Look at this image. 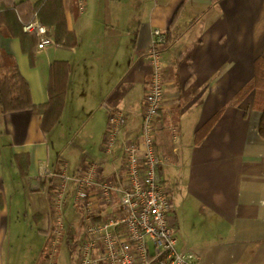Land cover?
I'll use <instances>...</instances> for the list:
<instances>
[{
	"label": "crops",
	"instance_id": "crops-1",
	"mask_svg": "<svg viewBox=\"0 0 264 264\" xmlns=\"http://www.w3.org/2000/svg\"><path fill=\"white\" fill-rule=\"evenodd\" d=\"M63 12L77 45L37 47L34 63L20 38L0 27V69L16 63L36 105L49 101L51 65L72 67L63 116L49 134L41 129L42 115L0 113V264H55L47 255L54 238L53 191L39 174L62 160L69 168L74 159L53 151V140L89 130L91 122L102 142L90 162L100 163L106 175L120 173L123 153H103L108 110L127 117L118 148L124 151L125 142L141 133L151 73L147 50L157 28L168 38L157 137L169 157L161 176L173 198L178 246L194 250L200 264H264L262 113L253 107L255 91L236 101L264 55V0H85L83 11L76 0H63ZM49 27L56 41L57 28ZM219 112L199 140L202 126ZM113 163L120 170L107 174ZM100 208L111 207L97 197L92 212ZM78 238L74 264L83 236Z\"/></svg>",
	"mask_w": 264,
	"mask_h": 264
},
{
	"label": "built area",
	"instance_id": "built-area-1",
	"mask_svg": "<svg viewBox=\"0 0 264 264\" xmlns=\"http://www.w3.org/2000/svg\"><path fill=\"white\" fill-rule=\"evenodd\" d=\"M76 3L79 11L85 9V0ZM23 29L36 35L40 50L59 46L54 38L55 30L39 19L25 24ZM167 41L166 32L158 28L153 31L147 50L151 73L141 114V133L137 139L125 142L120 173L106 175L100 163L90 162L71 175L64 160L58 164L59 171L56 167L41 169L40 179H54L51 256L58 251L64 233L63 205L72 186L74 205L87 213L77 264H200L194 250L178 246L177 220L161 176V168L169 162V157L156 144L165 100L162 47ZM126 124L123 111L109 108L103 142L105 153H113ZM169 129L175 131L170 125ZM97 197L102 206L111 207L113 214L106 221L93 223L90 214Z\"/></svg>",
	"mask_w": 264,
	"mask_h": 264
},
{
	"label": "trees",
	"instance_id": "trees-1",
	"mask_svg": "<svg viewBox=\"0 0 264 264\" xmlns=\"http://www.w3.org/2000/svg\"><path fill=\"white\" fill-rule=\"evenodd\" d=\"M37 18L48 27L56 26V43L58 45L66 48L77 45V35L67 29L63 0H39L35 3L27 0H0V27L9 36L20 38L23 51L29 55L33 63L38 40L34 33L25 32L23 28L25 24ZM254 68L255 73L252 80L237 92L236 101H242L248 94L255 91L253 107L262 113L259 128L264 134V55L256 59ZM71 71L70 63L54 62L50 70L49 101L44 105H36L33 102L29 84L21 74L17 64H12L7 71L0 69V113L31 111L36 115H42L41 129L44 134H49L60 123L63 116ZM220 116L221 112L216 113L202 126L199 131V140L205 138L216 125ZM159 139L156 134V144L160 150ZM160 152L163 155L166 154L164 151ZM56 169L59 171V166ZM48 180H50L52 192L54 179L48 178ZM167 193L173 206L172 194L168 189ZM112 214L109 209L100 208L91 212V221L93 223L103 222L109 219ZM173 216L176 218L174 210Z\"/></svg>",
	"mask_w": 264,
	"mask_h": 264
},
{
	"label": "rangeland",
	"instance_id": "rangeland-1",
	"mask_svg": "<svg viewBox=\"0 0 264 264\" xmlns=\"http://www.w3.org/2000/svg\"><path fill=\"white\" fill-rule=\"evenodd\" d=\"M88 126L90 128L89 130H87L86 126V128L80 130V133L78 132V130H74L71 134L68 133V135H66L68 137H65V139L60 138L59 140H53V151H62V155L70 161L74 159V163H71V166H69L68 168V174H73V168H75L77 171V168L79 166L81 167L84 161L86 163H90V160H94L92 159L95 153V151L93 150H98L100 143L102 142V133H96L94 131L95 125H93L91 122ZM74 137L76 139H72ZM123 138L122 128L120 135L117 138L116 146L114 148L115 151H113V154L115 156L117 155L119 157L120 153H123V151H118V148L122 144ZM96 152L101 153V151ZM103 153L105 152L103 151ZM105 168L107 174L113 172L114 170L115 172H118L120 170V167H118V163H113L112 165L107 164ZM73 196L74 190L72 189V186H70V189L67 192V199L63 205L65 229L63 236L61 237L62 241L60 244V249L58 248V251L52 256L51 254H49V252L47 253V255H49L48 259H51L55 264H74L76 260V252L79 249L78 237H80L81 235L83 236L84 234L87 222V213L74 205ZM49 250H51V248Z\"/></svg>",
	"mask_w": 264,
	"mask_h": 264
}]
</instances>
